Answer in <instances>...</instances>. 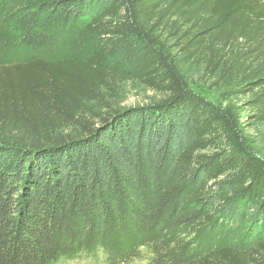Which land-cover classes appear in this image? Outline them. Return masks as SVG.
Segmentation results:
<instances>
[{
	"label": "trees",
	"instance_id": "16d2710c",
	"mask_svg": "<svg viewBox=\"0 0 264 264\" xmlns=\"http://www.w3.org/2000/svg\"><path fill=\"white\" fill-rule=\"evenodd\" d=\"M74 22L95 38L88 58L10 54ZM7 24L0 264L145 252L149 264H264V160L238 113L187 88L179 58L221 64L264 120V0H36ZM126 81L169 96L88 122V104Z\"/></svg>",
	"mask_w": 264,
	"mask_h": 264
},
{
	"label": "rangeland",
	"instance_id": "374dc122",
	"mask_svg": "<svg viewBox=\"0 0 264 264\" xmlns=\"http://www.w3.org/2000/svg\"><path fill=\"white\" fill-rule=\"evenodd\" d=\"M36 0H0V40L2 43L10 41L11 33L7 24L9 14L22 4ZM167 38V34L164 35ZM171 39V43L175 40ZM95 47V38L85 25L74 22L59 26L56 29L55 41L38 52L25 51L19 54L10 52L17 59H25L38 55L47 60L54 59H85ZM11 49V46L9 47ZM179 53L178 49L176 50ZM180 71L185 78L187 88L218 107H231L239 114L241 128L245 137V144L253 153L264 160V120L260 119L256 111L246 107L244 103L250 95L235 93V75H229L221 64L210 62L206 55L194 59H185L180 53ZM165 92L154 90L137 81H126L104 88L97 101L88 104L86 119L90 123L99 124L109 114L131 107H141L160 103L168 98ZM245 111V112H244ZM75 133L68 129L63 135ZM145 251V250H144ZM57 264H106L105 256L98 258L79 257L74 260L63 259ZM131 264H149L148 255L134 260Z\"/></svg>",
	"mask_w": 264,
	"mask_h": 264
}]
</instances>
